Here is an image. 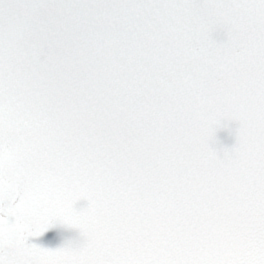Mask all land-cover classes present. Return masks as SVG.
<instances>
[{"label": "snow or ice", "instance_id": "obj_1", "mask_svg": "<svg viewBox=\"0 0 264 264\" xmlns=\"http://www.w3.org/2000/svg\"><path fill=\"white\" fill-rule=\"evenodd\" d=\"M43 116L30 109L18 107L11 91L5 94L0 85V264H25V257L32 264L41 259L42 253L31 247L30 237L42 235L45 231L49 241L55 240V228H38L33 217L43 220L46 206L33 205L36 176L33 171L35 136L40 129ZM31 133V134H29ZM31 177L32 183H29ZM71 200L74 193H65ZM36 253L35 259L28 255ZM242 264H264V238L242 255Z\"/></svg>", "mask_w": 264, "mask_h": 264}, {"label": "rangeland", "instance_id": "obj_2", "mask_svg": "<svg viewBox=\"0 0 264 264\" xmlns=\"http://www.w3.org/2000/svg\"><path fill=\"white\" fill-rule=\"evenodd\" d=\"M1 1V0H0ZM26 1H28V0H26ZM32 2V1H31ZM27 5V4H26ZM17 13L18 12V8H12V10L10 11V18L12 19V16H13V14L14 13ZM0 16H1V14H0ZM15 16H16V14H15ZM14 16V17H15ZM0 25H4V22H3V20L0 22ZM2 28V27H1ZM40 28H37V29H35V31L33 32V34H32V36H31V39H33V38H35V37H38V36H40L39 35V33H40ZM213 32V34L215 35V38H219V31L218 30H213L212 31ZM6 34H8L7 32H6ZM8 35H6V38H5V40L4 41H2V43H3V45H6V44H9V45H7L6 46V48H12V39L8 42ZM203 41H204V34H202V35H200V38H197V39H195L194 41H192V46L194 47V48H199V50H197L198 52H200L202 55H203V58H205V55H206V53H209V51H207V50H204V49H202V47H203ZM8 48V49H9ZM26 47H24V51L22 52V54H20V55H22V56H24L25 54H26ZM23 80V82H25L26 80L23 78L22 79ZM53 120H56V115H53ZM221 127V130H219V131H217V132H214V134L215 135H219V136H222V135H225V133H226V127H225V124L223 123L222 125H220L218 128H220ZM138 248H141L142 250H145V251H147V250H149V248H150V245H148L147 243H144V244H137V245H135V249H138ZM142 253H143V251H142ZM168 258H170V256L168 257Z\"/></svg>", "mask_w": 264, "mask_h": 264}]
</instances>
